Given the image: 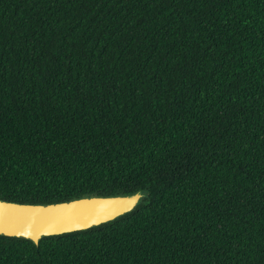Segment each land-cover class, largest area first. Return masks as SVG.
Masks as SVG:
<instances>
[{
	"label": "trees",
	"instance_id": "1",
	"mask_svg": "<svg viewBox=\"0 0 264 264\" xmlns=\"http://www.w3.org/2000/svg\"><path fill=\"white\" fill-rule=\"evenodd\" d=\"M138 191L0 264H264V0H0V198Z\"/></svg>",
	"mask_w": 264,
	"mask_h": 264
},
{
	"label": "water",
	"instance_id": "2",
	"mask_svg": "<svg viewBox=\"0 0 264 264\" xmlns=\"http://www.w3.org/2000/svg\"><path fill=\"white\" fill-rule=\"evenodd\" d=\"M146 194L84 196L54 203H22L0 198V235L39 243L46 236L86 230L132 211Z\"/></svg>",
	"mask_w": 264,
	"mask_h": 264
}]
</instances>
